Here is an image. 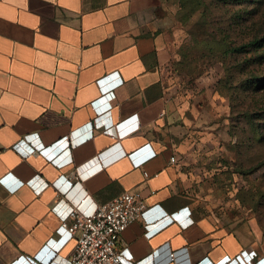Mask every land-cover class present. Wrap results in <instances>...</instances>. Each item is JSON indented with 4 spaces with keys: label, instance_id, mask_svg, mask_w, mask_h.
I'll use <instances>...</instances> for the list:
<instances>
[{
    "label": "crops",
    "instance_id": "0c3cea01",
    "mask_svg": "<svg viewBox=\"0 0 264 264\" xmlns=\"http://www.w3.org/2000/svg\"><path fill=\"white\" fill-rule=\"evenodd\" d=\"M171 3L0 0V264H64L75 239L44 255L61 212L126 190L149 207L122 234L125 264H241L243 251L264 264L261 228L198 207L192 104L160 14ZM34 177L47 188L13 190Z\"/></svg>",
    "mask_w": 264,
    "mask_h": 264
},
{
    "label": "rangeland",
    "instance_id": "374dc122",
    "mask_svg": "<svg viewBox=\"0 0 264 264\" xmlns=\"http://www.w3.org/2000/svg\"><path fill=\"white\" fill-rule=\"evenodd\" d=\"M167 1L160 14L179 89L192 104L187 154L196 160L187 162L198 207L264 233V41L231 50L264 37V0Z\"/></svg>",
    "mask_w": 264,
    "mask_h": 264
},
{
    "label": "built area",
    "instance_id": "2783aa9c",
    "mask_svg": "<svg viewBox=\"0 0 264 264\" xmlns=\"http://www.w3.org/2000/svg\"><path fill=\"white\" fill-rule=\"evenodd\" d=\"M36 153L32 151L27 157ZM56 161L57 158L50 162ZM175 161L176 157L172 156L171 162ZM145 176H149L148 172H145ZM35 178L26 182L18 179V184L13 190L23 185L35 187ZM48 185L49 182L44 181L43 186L35 187V190L40 193ZM55 207L57 208V205ZM148 207L140 190L123 191L105 203L96 204L90 211L69 204L67 210L61 212L62 224L55 231L53 240L47 242L44 255L51 260L52 253L55 251L51 250L50 246L48 247L49 244L58 249L69 240L75 239L76 246L73 255L69 259H60L64 264H125L121 247L122 234L131 224L143 218ZM171 217L179 223H184L192 217V211L189 207H183L172 213ZM54 241L57 243L55 244ZM125 248L129 251L127 247ZM239 260L241 264H260L255 262L254 251L250 253L243 251L239 255ZM49 264H59V262L53 261Z\"/></svg>",
    "mask_w": 264,
    "mask_h": 264
},
{
    "label": "trees",
    "instance_id": "16d2710c",
    "mask_svg": "<svg viewBox=\"0 0 264 264\" xmlns=\"http://www.w3.org/2000/svg\"><path fill=\"white\" fill-rule=\"evenodd\" d=\"M264 41V37L261 38H254L251 41L244 43L240 46L234 47L231 50L232 51H243L246 49H249L250 47H254V46H260L262 44V42Z\"/></svg>",
    "mask_w": 264,
    "mask_h": 264
},
{
    "label": "clouds",
    "instance_id": "9594fccd",
    "mask_svg": "<svg viewBox=\"0 0 264 264\" xmlns=\"http://www.w3.org/2000/svg\"><path fill=\"white\" fill-rule=\"evenodd\" d=\"M257 264V263H256Z\"/></svg>",
    "mask_w": 264,
    "mask_h": 264
}]
</instances>
